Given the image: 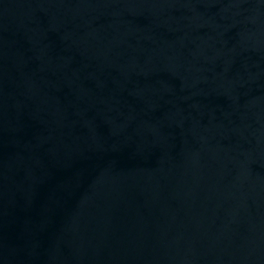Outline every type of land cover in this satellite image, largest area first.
I'll return each instance as SVG.
<instances>
[{
  "label": "water",
  "instance_id": "95a60500",
  "mask_svg": "<svg viewBox=\"0 0 264 264\" xmlns=\"http://www.w3.org/2000/svg\"><path fill=\"white\" fill-rule=\"evenodd\" d=\"M0 264H264V0H0Z\"/></svg>",
  "mask_w": 264,
  "mask_h": 264
}]
</instances>
